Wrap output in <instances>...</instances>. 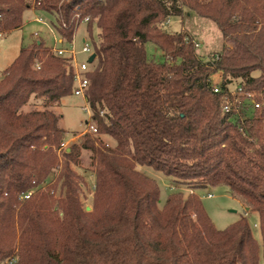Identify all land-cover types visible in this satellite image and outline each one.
Wrapping results in <instances>:
<instances>
[{
    "label": "trees",
    "instance_id": "obj_1",
    "mask_svg": "<svg viewBox=\"0 0 264 264\" xmlns=\"http://www.w3.org/2000/svg\"><path fill=\"white\" fill-rule=\"evenodd\" d=\"M33 6L53 16L66 43L88 17L95 57L87 101L97 134L83 133L58 154L66 131L51 106L72 94L68 59L40 37L21 47L0 78V264H259L264 0H34ZM29 8L27 0H0V32L20 28ZM185 12L219 29L223 45L209 59L197 54L187 31L163 27ZM147 41L163 61L147 57ZM216 72L225 90L240 86L260 108L242 120L223 113L222 96L211 89ZM31 97L44 107L23 110ZM84 150L94 175L90 210L74 168ZM139 167L190 191L177 189L160 205L157 181ZM218 185L257 213L260 245L246 216L223 229L213 224L194 189Z\"/></svg>",
    "mask_w": 264,
    "mask_h": 264
},
{
    "label": "rangeland",
    "instance_id": "obj_2",
    "mask_svg": "<svg viewBox=\"0 0 264 264\" xmlns=\"http://www.w3.org/2000/svg\"><path fill=\"white\" fill-rule=\"evenodd\" d=\"M33 1L27 0L30 8L23 14V25L20 28L4 32L0 36V78L3 75V69L16 57L21 47L26 46L39 37L44 40L46 45L52 43V33L49 31V28L44 24L33 21V19L35 16H39L51 26L50 21H53L54 18L47 12L36 10L33 6ZM170 20L169 25H163V27L168 31H187L197 43V54L203 58L212 57L213 53L221 50L223 45L221 33L211 20L200 17L194 12H185L182 17H174L170 18ZM35 32L38 35H35ZM87 34L85 24H80L75 31L77 48L81 47L79 40L82 36H87ZM144 47L149 59L154 61H163L165 59L164 53L154 43L147 41L144 43ZM78 58L80 60H86L87 55L79 54ZM253 74L256 75L258 72H254ZM220 80V72L211 75V83L214 84ZM32 98L22 107L23 110L33 108L41 109L44 107L42 100ZM51 109L60 114L59 126L66 131L64 136L65 139L69 140L68 146L71 142L79 140L86 127V122L90 121L89 115L84 109V102L79 97L71 94L51 106ZM100 137L106 144L110 146L114 145V140L109 136L102 134ZM74 168L84 178V185L82 187L83 203L85 204L86 210L87 207L90 210L94 185L91 153L85 150L82 151L81 162ZM139 169L154 177L157 181L160 188V205H162L169 193L177 189H181L184 194L190 191L184 185H176L172 177L164 176L150 167H139ZM194 192L200 196L205 210L216 228H226L241 216H246L254 238L259 245L261 244L257 213L247 211L246 207L239 200L230 195L227 186H207L205 188L194 189ZM207 193L212 194V196L208 197ZM259 264H264V257L262 256L261 250L259 253Z\"/></svg>",
    "mask_w": 264,
    "mask_h": 264
},
{
    "label": "built area",
    "instance_id": "obj_3",
    "mask_svg": "<svg viewBox=\"0 0 264 264\" xmlns=\"http://www.w3.org/2000/svg\"><path fill=\"white\" fill-rule=\"evenodd\" d=\"M88 17L81 19L80 24H86L88 22ZM33 21L46 25L49 28V31L52 33V43L48 44L49 50L61 57L68 59L69 68L72 74L73 79V90L72 95L79 97L84 102V109L89 115V122H86V127L84 128L83 133H93L97 134V129L95 125L91 122V110L87 101V90L89 86V73L92 71L91 62L89 57L91 54H94L93 45L88 36L83 38L81 47H76L75 37L73 36L70 42H64L62 36L56 31V29L47 22H45L41 17L35 16ZM170 18H168L164 25H169ZM64 25V24H63ZM38 35V33H34ZM3 33L0 32V36ZM79 54L87 55L86 60H80L78 58ZM204 59H209L208 57ZM35 67L39 68L38 63H35ZM211 89L214 93H219L222 96V105L221 109L223 113H234V118L237 116L242 120L249 110H255L260 108V103L255 101V99L249 94H242L240 86H229L226 88L222 84V80L216 83H211ZM102 114V111L100 112ZM236 120V119H235ZM69 140L65 139L60 143V146L57 150L58 154L68 147ZM31 194V191L27 192L24 197H28ZM208 197H211L212 194L207 193Z\"/></svg>",
    "mask_w": 264,
    "mask_h": 264
},
{
    "label": "water",
    "instance_id": "obj_4",
    "mask_svg": "<svg viewBox=\"0 0 264 264\" xmlns=\"http://www.w3.org/2000/svg\"><path fill=\"white\" fill-rule=\"evenodd\" d=\"M95 57V54H91L89 57V61L91 62ZM87 210H89V207H87Z\"/></svg>",
    "mask_w": 264,
    "mask_h": 264
},
{
    "label": "crops",
    "instance_id": "obj_5",
    "mask_svg": "<svg viewBox=\"0 0 264 264\" xmlns=\"http://www.w3.org/2000/svg\"><path fill=\"white\" fill-rule=\"evenodd\" d=\"M170 22H171V20H170ZM74 37H75V35H74ZM83 38H85V36H82V38L79 40V42L82 43ZM75 42H76V40H75ZM76 44H77V43H76Z\"/></svg>",
    "mask_w": 264,
    "mask_h": 264
}]
</instances>
